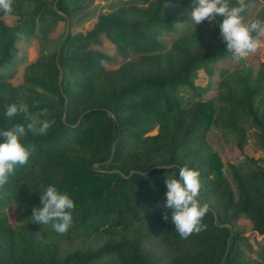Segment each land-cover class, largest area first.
Segmentation results:
<instances>
[{
	"label": "trees",
	"instance_id": "16d2710c",
	"mask_svg": "<svg viewBox=\"0 0 264 264\" xmlns=\"http://www.w3.org/2000/svg\"><path fill=\"white\" fill-rule=\"evenodd\" d=\"M194 1L126 0L90 32H69L57 53L40 49L18 86L6 68L23 37L35 36L39 24L67 22L86 0H13L10 14L0 11V128L26 126L23 114L5 116L6 105L20 101L56 121L47 135L27 134L23 143L35 151L0 188V264H264V165H226L207 139L215 130L226 142L236 136L242 148L241 124L250 120L264 149V64L257 73L247 64L234 74L223 70L218 94L204 99L215 65L231 54L216 22L166 14L168 5L193 9ZM249 1L231 0L245 6L246 20ZM8 16L17 18L14 26ZM184 26L189 31L168 47L163 36ZM102 38L138 59L108 70L109 58L93 49ZM200 71L210 79L205 88L196 84ZM181 88L193 94L189 105L179 99ZM185 165L201 173L198 199L209 206L205 230L188 239L164 208L165 180ZM49 185L76 205L65 235L32 222ZM242 218L260 237L256 247L236 231Z\"/></svg>",
	"mask_w": 264,
	"mask_h": 264
},
{
	"label": "clouds",
	"instance_id": "9594fccd",
	"mask_svg": "<svg viewBox=\"0 0 264 264\" xmlns=\"http://www.w3.org/2000/svg\"><path fill=\"white\" fill-rule=\"evenodd\" d=\"M13 0H0V11L10 14L13 11ZM245 6H233L231 0H195L190 18L195 25L205 21L216 22L219 36L226 44L227 52L234 62L239 63L250 53H254L264 37V20H246L243 13ZM219 18V22H217ZM23 114L25 124H17L9 129L0 128V188L9 183L15 175L17 167L28 163L35 151L34 145H25L24 138L28 133L36 136L47 135L56 124L54 119H41L47 116V109L32 114L29 106L20 101L6 105L5 116L9 119ZM201 173L187 165L180 168L178 176H167L165 180L166 194L164 208L171 210V222L180 238L188 239L205 230L203 219L209 212L207 203L198 199L202 181ZM41 206L32 210V222L49 225L53 230L65 235L73 226L75 202L67 192H61L55 185L44 188L40 196ZM164 221L169 220L168 212L162 213Z\"/></svg>",
	"mask_w": 264,
	"mask_h": 264
},
{
	"label": "rangeland",
	"instance_id": "374dc122",
	"mask_svg": "<svg viewBox=\"0 0 264 264\" xmlns=\"http://www.w3.org/2000/svg\"><path fill=\"white\" fill-rule=\"evenodd\" d=\"M126 0H86L83 8L77 12L71 19L64 22L49 21L48 24H39L35 36L26 38L23 37L22 41L18 44L19 53L12 65L6 68L12 76L11 83L14 86L22 84L24 78V71L26 67L35 62L39 56L40 49H45L49 54H55L59 51L60 45L67 33L68 25L69 32L73 34H86L90 32L98 18L102 14H108L118 11L124 5ZM246 1V0H241ZM195 6V1L193 3ZM144 7V4H141ZM248 18L247 20L257 19L264 12V0H250L248 3ZM166 14L177 15L179 17H190L192 9H187L183 6L171 4L166 8ZM10 26L17 23V18L8 16L5 18ZM187 28L182 27L180 33L163 36V42L171 47L173 42L185 32ZM93 49L102 51L108 58L103 64L108 70H117L125 63L138 59V55L132 50L129 52L128 57H122L116 48L110 44L105 38H102L101 46L93 47ZM255 56L256 60L252 61L251 57ZM244 64L253 68L257 73L264 64V37L260 39V45L254 53H250L245 59L239 63L234 62L231 58L225 59L215 65V76L210 90L204 95V99H211L218 94V81H220V73L223 70H228L232 74L241 71ZM210 79L204 71L199 72V78L196 84L200 87H207ZM181 103L186 106L193 101V94L188 88L179 89L178 93ZM242 135V148L238 145V139L233 136L230 142H226L221 133L212 130L208 134V142L216 153L219 154L224 164L229 163L234 165L247 163L249 159H255L260 165H264V149L258 142L259 130L254 127L250 120H246L241 124ZM157 134V129L152 132V135ZM264 167V166H263ZM227 179L234 191H236L235 183L232 180L231 171L226 173ZM236 231L241 232L249 238L250 243L256 247L254 238H260L252 231V225L246 218H242Z\"/></svg>",
	"mask_w": 264,
	"mask_h": 264
},
{
	"label": "water",
	"instance_id": "95a60500",
	"mask_svg": "<svg viewBox=\"0 0 264 264\" xmlns=\"http://www.w3.org/2000/svg\"><path fill=\"white\" fill-rule=\"evenodd\" d=\"M68 34H69V25H68L67 33H66L65 36H67Z\"/></svg>",
	"mask_w": 264,
	"mask_h": 264
}]
</instances>
